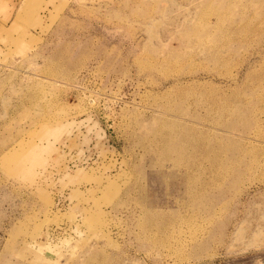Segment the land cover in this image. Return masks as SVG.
Returning a JSON list of instances; mask_svg holds the SVG:
<instances>
[{"label": "rangeland", "instance_id": "1", "mask_svg": "<svg viewBox=\"0 0 264 264\" xmlns=\"http://www.w3.org/2000/svg\"><path fill=\"white\" fill-rule=\"evenodd\" d=\"M0 264H264V0H0Z\"/></svg>", "mask_w": 264, "mask_h": 264}]
</instances>
